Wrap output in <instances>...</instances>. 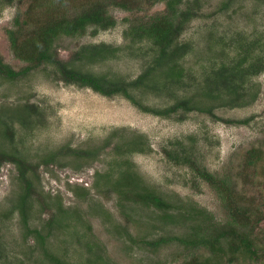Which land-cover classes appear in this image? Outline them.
Returning a JSON list of instances; mask_svg holds the SVG:
<instances>
[{"label": "rangeland", "instance_id": "obj_1", "mask_svg": "<svg viewBox=\"0 0 264 264\" xmlns=\"http://www.w3.org/2000/svg\"><path fill=\"white\" fill-rule=\"evenodd\" d=\"M8 2L0 0V61L20 70L25 64L13 56L6 33L12 27L11 21L20 3L19 0ZM136 2L139 11L133 15L111 8L110 13L118 22L116 28L100 31L94 37L57 41L60 57L69 60L81 44L104 42L120 46L124 42L127 19L150 16L165 9L164 2ZM194 7L198 13L181 38L191 46L183 59L191 75L184 81L185 89L172 91L168 97L152 91L141 94L148 108L168 106L178 95L195 97L200 107L213 106L212 113L194 110L158 116L140 110L124 96L106 97L92 89L59 82L50 69L33 70L15 80L0 76V118L26 105L36 106V112L29 118L32 121L29 128L13 126L14 137L6 136L0 125V149L7 154L18 151L32 166L40 165L37 175H28L38 196L32 199L33 208L24 222L25 218L15 209L24 193L18 169L12 163H0V250L4 252L0 264H52L47 257L50 254L58 255L69 264H89L88 260L97 254L104 261L93 259V264H190L197 253L180 242L169 241L158 251L131 243L125 232L128 223L136 238L147 240L186 236V231L176 224H160L159 213L153 207L119 198L111 187L103 189L104 182L97 184L96 178L97 172L116 178L118 167L115 165L129 161L141 181L177 205L176 208L191 203L212 214L216 222L225 223L228 218L215 190L190 166L176 164L165 155L164 149L176 148L177 142L188 149L186 154L193 157L198 168L218 176L232 175L240 190L243 185L237 171L244 168L250 149L260 150L261 159L250 169L260 188L255 190L256 197L251 190L248 201L255 205L264 202V73L253 80L256 91L253 89L251 93H254L252 97L256 94L255 100L243 107L212 104L201 95L198 82L214 62L235 59L240 50L238 46L255 50L252 55L264 48V0H200ZM222 38L225 39L218 42ZM226 47L223 57L214 53ZM144 63L145 60L118 58L83 68L100 75H123L134 80ZM136 138L143 139L138 148H143L142 151L129 155L125 150L115 152L120 142ZM103 147V153L95 160L66 154L72 150L79 155ZM52 153L64 155L58 157L57 164L47 168L42 161ZM60 205L72 216L54 225L48 236L43 227ZM39 234L45 241L38 238ZM257 234L264 238V226ZM204 255L210 258L208 253ZM259 257L240 255L235 264H264V254ZM227 259L223 254L212 257L211 261L226 264Z\"/></svg>", "mask_w": 264, "mask_h": 264}, {"label": "trees", "instance_id": "obj_2", "mask_svg": "<svg viewBox=\"0 0 264 264\" xmlns=\"http://www.w3.org/2000/svg\"><path fill=\"white\" fill-rule=\"evenodd\" d=\"M8 1L10 4L14 0ZM154 1V4L164 2L165 9L150 16L127 19L123 31L124 42L120 46L104 42L81 44L72 52L69 60H64L56 49L57 41L62 38L82 39L87 35L94 37L100 31L116 28L118 22L110 13L111 8H118L133 15L139 11V8H136V0H19L20 5L17 6L11 21L12 27L7 29L6 33L13 56L25 66L20 70H14L0 61V76L15 80L33 70L50 69L51 75H54L55 80L59 82L92 89L106 97L124 96L140 110L158 116L168 117L179 111L194 110L212 113L213 106L200 107L196 104L195 97L189 96L177 95L173 103L162 108L146 106L141 93L152 91L168 97V93L172 91L185 89L184 81L191 75L184 66L183 59L188 55L191 46L181 41V38L187 31L188 24L196 17L198 9L194 6L200 0ZM223 39L225 38L218 42H222ZM238 48L240 50L235 59L228 62L222 60L218 64L214 62L202 73V78L198 81L202 88L201 95L214 105L217 103L219 106L243 107L256 98V94L252 97L254 93L251 92L253 89L256 91L254 78L264 73V48L259 49V54L253 55L255 50L249 51L246 46L244 48L238 46ZM226 50L227 47L214 53H220L223 57ZM118 58L145 60L140 75L131 80L123 75H100L83 68ZM35 109L36 106L26 105L23 109L0 118V125L5 129V135L14 137L11 133L13 126L17 124L22 128H29L32 122H29V118L36 112ZM138 139L120 142L115 152L125 150L129 155L142 151L143 148H138L143 139ZM106 145L111 146L109 143ZM104 149L105 147L93 152H82L79 155L70 150L66 154L81 158L92 157L95 160ZM186 150L188 149L177 142L176 148H165L164 152L172 162L190 166L215 190L228 220L225 223L222 220L216 222L212 214L196 206L193 207L191 203H185L183 208H176L177 205L141 181L138 172L128 161L115 165L118 170L114 179L109 173L97 172V184L102 181L103 189L111 187L119 198H127L133 203L148 208L153 207L159 213L160 224H176L186 231V236L147 240L140 236L136 238L131 233L128 223L129 228L126 226L125 232L129 241L151 251H158L161 245L168 244L169 241L180 242L191 252L197 253L192 256L190 264H213L211 258H219L223 254L228 256L226 264H235L240 255L259 259V255L264 254V238L257 234L264 226V202L255 205L253 201L248 200L252 197L249 194L251 190L255 197L258 195L255 190L260 187L250 169L256 167L262 152L253 148L246 153L245 166L237 171L243 185L240 190L232 175L218 176L206 169L198 168V164L194 162L193 157L186 154ZM62 155L64 154L52 153L44 158L42 165L48 168L57 164L58 157ZM23 156L18 151L7 154L5 150L0 149V163H12L18 169L19 181L24 186V193L15 209L20 211L25 218L24 222H27L28 211L33 208L31 201L38 196L33 180L28 179V175H37L40 165L32 166ZM71 216L70 211L60 205L43 229L50 236L54 225L62 224ZM77 216L80 217V214ZM38 238L45 241L43 235L39 234ZM3 253V249L0 250V258ZM205 253H208L210 258H206ZM47 257L52 264H69V261H64L56 254ZM93 259L98 262L104 261L103 256L97 254L95 258L91 257L88 263H95ZM215 264L223 263L219 261Z\"/></svg>", "mask_w": 264, "mask_h": 264}]
</instances>
